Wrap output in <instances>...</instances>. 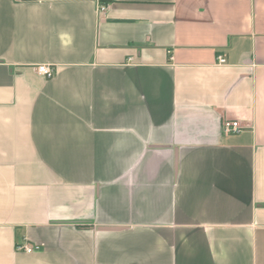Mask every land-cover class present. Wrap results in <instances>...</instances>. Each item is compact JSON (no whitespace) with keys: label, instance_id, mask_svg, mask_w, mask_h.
<instances>
[{"label":"crops","instance_id":"0c3cea01","mask_svg":"<svg viewBox=\"0 0 264 264\" xmlns=\"http://www.w3.org/2000/svg\"><path fill=\"white\" fill-rule=\"evenodd\" d=\"M0 264H264V0H0Z\"/></svg>","mask_w":264,"mask_h":264},{"label":"built area","instance_id":"2783aa9c","mask_svg":"<svg viewBox=\"0 0 264 264\" xmlns=\"http://www.w3.org/2000/svg\"><path fill=\"white\" fill-rule=\"evenodd\" d=\"M107 10L106 5H100L99 6V12L103 13ZM219 63L223 64L225 63V59L223 57H219L218 59ZM36 73L40 76L50 78L53 75V69L51 66L48 65H40L35 68ZM244 128L242 127L241 123L238 121H226L223 124V132L225 134H235V133H240ZM19 250H26L27 252H32L34 247L33 246H23L19 245L18 246Z\"/></svg>","mask_w":264,"mask_h":264}]
</instances>
